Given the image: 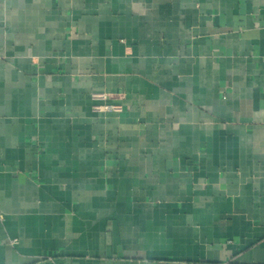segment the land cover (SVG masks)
<instances>
[{
  "label": "crops",
  "instance_id": "crops-1",
  "mask_svg": "<svg viewBox=\"0 0 264 264\" xmlns=\"http://www.w3.org/2000/svg\"><path fill=\"white\" fill-rule=\"evenodd\" d=\"M0 264H264V0H0Z\"/></svg>",
  "mask_w": 264,
  "mask_h": 264
}]
</instances>
